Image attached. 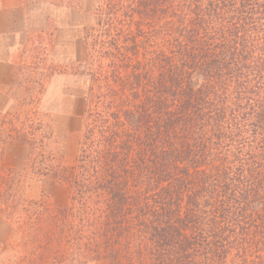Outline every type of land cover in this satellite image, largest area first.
I'll return each instance as SVG.
<instances>
[{
    "label": "trees",
    "instance_id": "1",
    "mask_svg": "<svg viewBox=\"0 0 264 264\" xmlns=\"http://www.w3.org/2000/svg\"><path fill=\"white\" fill-rule=\"evenodd\" d=\"M92 15L74 164L40 109L61 73L45 48L0 113L16 264H264V0H99ZM7 144L30 150L24 172L3 165ZM23 173L69 204L29 200Z\"/></svg>",
    "mask_w": 264,
    "mask_h": 264
},
{
    "label": "rangeland",
    "instance_id": "2",
    "mask_svg": "<svg viewBox=\"0 0 264 264\" xmlns=\"http://www.w3.org/2000/svg\"><path fill=\"white\" fill-rule=\"evenodd\" d=\"M98 1L73 0L71 7V0H0V29L3 32L8 31L14 13L20 14L22 21L18 31H0V113L11 107L9 91L17 64L35 55V47L45 48L49 63L58 66L61 73L48 85L40 109L49 116L54 147L68 167L74 164L78 155L86 108V82L73 74V68L84 60L85 28L94 23L92 13ZM29 158L27 147L7 144L3 165L24 172ZM23 174L24 193L29 200H48L60 207L69 204L70 192L64 184ZM12 237V226L0 215V264L17 263L16 250L11 246Z\"/></svg>",
    "mask_w": 264,
    "mask_h": 264
},
{
    "label": "crops",
    "instance_id": "3",
    "mask_svg": "<svg viewBox=\"0 0 264 264\" xmlns=\"http://www.w3.org/2000/svg\"><path fill=\"white\" fill-rule=\"evenodd\" d=\"M5 15H7V14L5 13ZM12 18H13V20H11V22H9L10 23V27H9L8 31L3 32L0 29L1 32H3V33H12V32L18 31L20 29L19 25H21V23H22L21 15L18 14V13H14ZM16 19H17V21H16Z\"/></svg>",
    "mask_w": 264,
    "mask_h": 264
}]
</instances>
